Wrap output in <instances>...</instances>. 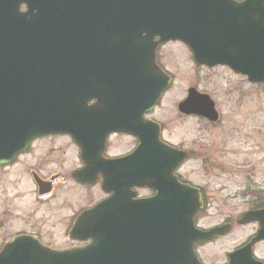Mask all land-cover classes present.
<instances>
[{"label":"water","instance_id":"95a60500","mask_svg":"<svg viewBox=\"0 0 264 264\" xmlns=\"http://www.w3.org/2000/svg\"><path fill=\"white\" fill-rule=\"evenodd\" d=\"M20 4L36 5L38 20L34 40L26 47L4 48L0 32V118L6 125L23 117L34 121L38 111L47 109L39 103L62 92L71 112L84 110L81 102L102 96L100 76L118 84L108 100L128 102L137 124L169 83L160 75L153 86L137 62L152 59L158 44L168 41L183 43L198 66L226 65L249 82L264 84V0H0V26L9 8ZM213 108L207 96L194 90L178 105L179 112L210 122L216 121ZM184 157L166 147L157 167L165 178L152 182L145 177L151 168L144 170L145 186L155 191L152 198L112 197L87 213L101 218L86 226L90 244L84 249L19 255L6 247L0 264H200L194 245L224 235L226 228H194L193 218L202 207L198 191L172 177ZM253 222L260 227L257 235L231 253L228 264H262L253 259L251 247L264 240V210L246 213L239 223Z\"/></svg>","mask_w":264,"mask_h":264},{"label":"flooded vegetation","instance_id":"af4514ba","mask_svg":"<svg viewBox=\"0 0 264 264\" xmlns=\"http://www.w3.org/2000/svg\"><path fill=\"white\" fill-rule=\"evenodd\" d=\"M20 9L25 10L24 7ZM155 63L164 71L159 56H156ZM109 87V80H105V88ZM86 105L96 108L97 112L95 115L85 112V122L71 127L69 110L57 106L51 114V109L46 111L50 125L40 122L37 127L47 129V132L33 136L28 142L20 141L18 150H1L13 156L0 160V251L14 240L29 243L26 250L31 253L46 249L56 252L80 250L88 243L84 240L86 211L114 193L121 197L123 193H129L133 200L153 196L154 192L142 185L144 181L139 172L149 170L150 164L160 160L164 151L162 144L167 143L158 107L143 115L145 120L158 124L157 134L154 127L135 126L137 133L145 131L150 135L146 138L143 152L138 154L140 141L136 136L124 131L106 133L107 123L125 119L124 111L115 108L110 101H90ZM125 114L128 119V111ZM70 129L73 132H69ZM202 139L203 136L199 138ZM194 140L197 138L188 146L174 145L186 152L187 159L173 175L180 183L197 188L203 201L207 202L209 198L205 188L198 187L181 171L190 163L197 162L203 169L206 166L216 168L214 164L209 165L208 155L201 156L197 149L202 150L204 146H199ZM127 157L128 160L123 162ZM225 172L222 171L223 174ZM156 176L146 175L148 180ZM241 196L238 200L259 206L250 207L247 211L264 208L263 193L247 189ZM239 217L227 216L219 226L228 225L229 235L236 228H243L236 225ZM252 227L254 233L246 242L258 229L256 224ZM75 228L78 229L77 234H73Z\"/></svg>","mask_w":264,"mask_h":264},{"label":"rangeland","instance_id":"374dc122","mask_svg":"<svg viewBox=\"0 0 264 264\" xmlns=\"http://www.w3.org/2000/svg\"><path fill=\"white\" fill-rule=\"evenodd\" d=\"M159 55L173 79L158 110L166 141L188 146L197 138L194 141L204 146L197 149L201 156L208 155L209 165L216 166L203 169L197 162L181 170L187 179L205 188L209 200L197 218V226L211 228L227 216L237 217L250 209L248 201L238 200L245 190L264 193V88H253L223 68H195L187 49L178 43L165 44ZM189 87L214 102L219 115L217 126L206 128L199 120L183 119L177 114L176 104ZM202 136L204 139L199 140ZM253 230L252 226L236 228L228 236L198 248L197 254L204 264H224L226 254ZM254 256L264 260V244L255 248Z\"/></svg>","mask_w":264,"mask_h":264}]
</instances>
